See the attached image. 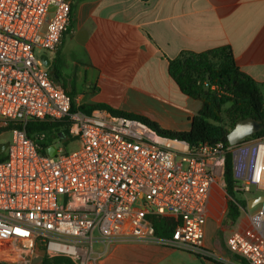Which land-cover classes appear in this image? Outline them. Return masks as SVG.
I'll return each mask as SVG.
<instances>
[{
  "label": "built area",
  "instance_id": "1",
  "mask_svg": "<svg viewBox=\"0 0 264 264\" xmlns=\"http://www.w3.org/2000/svg\"><path fill=\"white\" fill-rule=\"evenodd\" d=\"M71 6L0 0V129L12 134L0 161V263L34 264L42 251L99 264L118 242L152 240L216 258L204 249V229L213 196L225 189L227 158L238 191L264 195V136L192 147L106 110L73 111L72 97L41 59L51 61L69 33ZM31 122L59 127L31 138ZM151 215L179 221L171 239L156 238ZM248 218L226 236L227 250L264 264V205Z\"/></svg>",
  "mask_w": 264,
  "mask_h": 264
},
{
  "label": "crops",
  "instance_id": "2",
  "mask_svg": "<svg viewBox=\"0 0 264 264\" xmlns=\"http://www.w3.org/2000/svg\"><path fill=\"white\" fill-rule=\"evenodd\" d=\"M71 5L70 30L51 67L76 107L108 105L166 130L189 131L202 105L185 96L168 71L169 61L184 51L231 47L240 70L264 83V0H71ZM209 213L204 249L246 264L227 250L223 220ZM244 214L232 230L249 225ZM192 256L197 257L154 240L124 241L112 245L99 264H191L183 260ZM216 258L198 259L223 264Z\"/></svg>",
  "mask_w": 264,
  "mask_h": 264
},
{
  "label": "trees",
  "instance_id": "3",
  "mask_svg": "<svg viewBox=\"0 0 264 264\" xmlns=\"http://www.w3.org/2000/svg\"><path fill=\"white\" fill-rule=\"evenodd\" d=\"M55 79L59 71L53 67ZM168 71L180 91L192 100L202 105L200 111L192 121L189 131L179 132L161 128L157 123L145 116L127 114L113 109L108 105H84L76 107L72 103L73 111L93 113L106 110L114 116L139 120L158 133L188 142L192 147L200 144L216 145L223 143L229 146L228 134L240 121L254 118L264 123V83H259L243 73L237 66L231 47L224 46L201 53L184 51L169 61ZM57 125L42 122H31L28 134L31 138L36 133L46 132L53 134ZM9 131L0 129V133ZM264 136V130L253 137ZM44 151L49 143H43ZM6 155L0 157L4 160ZM225 190L229 197L228 207L223 219L221 230L225 231L236 226L247 206V201L240 198L243 195L238 191V182L233 175L231 156H228L224 174ZM155 236L159 239H171L179 221L170 217L149 216ZM198 258L202 257L196 255ZM8 264V263H0ZM40 264H73L64 257H43Z\"/></svg>",
  "mask_w": 264,
  "mask_h": 264
},
{
  "label": "rangeland",
  "instance_id": "4",
  "mask_svg": "<svg viewBox=\"0 0 264 264\" xmlns=\"http://www.w3.org/2000/svg\"><path fill=\"white\" fill-rule=\"evenodd\" d=\"M50 69H53V67H51ZM63 70L67 74H71L73 71V69H71L69 67H66L65 69L63 68ZM11 139H12V134L10 131H4L3 133H0V145L4 144L6 142H10ZM76 147H77V145L74 144L71 148L68 149V151H73V150H75ZM262 195H263V193L260 191H253L251 194H248V195H240V198L243 200H246L248 202L249 199H255V198L260 197ZM228 202H229V197L226 193V190H225V194H224V191L222 193L220 192L218 199H217V203L214 205L212 203L213 206L211 205V207L209 209V212H210L209 215H213V216L217 217L219 222H221L223 220L225 211L228 207ZM247 206H248V204H247ZM247 206L244 209V213L248 216H252V215L256 214L259 210L262 209V205H258L257 207H255L256 205H253L252 208L253 207H255V208L252 210H248ZM245 214H244V216H245ZM249 223H250V220H249ZM221 225H222V223H220V232L223 234V231L221 230ZM231 230L232 229H228V230L224 231L225 237L224 236L223 237L225 239ZM42 259H43V253H42V251H38L37 255L35 256L34 264H40ZM183 261H186V262L191 261V264H212L211 262L205 263L204 260H200L194 256L189 258V260H183Z\"/></svg>",
  "mask_w": 264,
  "mask_h": 264
},
{
  "label": "water",
  "instance_id": "5",
  "mask_svg": "<svg viewBox=\"0 0 264 264\" xmlns=\"http://www.w3.org/2000/svg\"><path fill=\"white\" fill-rule=\"evenodd\" d=\"M41 59L46 67L51 68L52 62L48 59V57L42 56ZM262 130H264L263 121L254 118L244 119L237 123V125L228 134L229 144L237 146L246 138L256 135ZM8 146L9 142L0 145V157L6 153ZM48 152L50 156H54L56 154V149L52 147ZM247 204L248 210H252L258 205H264V195L255 199H250ZM253 205L256 206L252 208Z\"/></svg>",
  "mask_w": 264,
  "mask_h": 264
}]
</instances>
